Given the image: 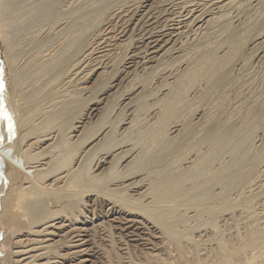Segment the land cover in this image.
<instances>
[{
	"label": "bare ground",
	"instance_id": "1",
	"mask_svg": "<svg viewBox=\"0 0 264 264\" xmlns=\"http://www.w3.org/2000/svg\"><path fill=\"white\" fill-rule=\"evenodd\" d=\"M115 1L56 84L25 106L6 90L13 260L264 264V0Z\"/></svg>",
	"mask_w": 264,
	"mask_h": 264
},
{
	"label": "rangeland",
	"instance_id": "2",
	"mask_svg": "<svg viewBox=\"0 0 264 264\" xmlns=\"http://www.w3.org/2000/svg\"><path fill=\"white\" fill-rule=\"evenodd\" d=\"M12 1L11 0H0V5H2L3 7L5 6L4 8H2L0 6L1 7L0 8V22L2 23V24L0 23V81H2V87H0V102L3 103V104H0V110H1V112H5V110H6V112H5L6 114L2 113L3 114L2 115L0 112V136H1L0 137V146L3 147V145H5L4 146L5 148L2 149L3 153H5V154H10L13 152L12 151L13 148L11 150L9 147V145L11 144L9 142L12 141L13 139L19 137L18 131H20L19 128H16V130H18V131H16L15 128L12 129L13 127H15L17 110H16V107L15 108L13 106L10 107V105H9L10 99H9V101L8 100L6 101V98L8 99L7 96H9V94L8 95L6 94V90L8 89L10 92H14V94H16V97L19 98L18 102L23 103V105L25 106V104L32 102L33 100L31 101V99H34V97H36V95L40 91L43 92V90L45 91L52 84H56V82H55L56 78L55 77H56L57 67L56 66L53 67V69H55V71H54L51 69V65L55 64L56 62L57 63L61 62L63 60L60 57V55L61 56L63 55L62 57H64L66 52L62 53V47L66 46V42L72 41V40L74 41L76 39V37L78 35V31H79L78 30L79 26L82 27L85 24H90L91 20H94L93 19L94 13L97 12L98 9L101 10L102 8L106 7V9L104 10L106 12L107 8H109V4H110V6L116 4V3H112L115 0H107V1L105 0V2H104V0H86V1L85 0H50V2H47V3H44L46 0H12ZM123 1H126V0H122V1L116 0L115 2H118L117 4H119ZM89 2H91V3L89 4ZM97 5L99 7H97ZM102 5L103 6L105 5V7H103ZM87 7L90 8L91 10L88 9ZM28 10H30V11H28ZM87 11H89V12H87ZM14 12H15V14H14ZM105 12H103V15L101 16V18H103V16L106 15ZM68 13H70V14H68ZM81 15H84L83 18ZM89 16H90V18H89ZM73 20H75V21H73ZM66 21H68V22H66ZM53 22L56 24H54ZM76 22H77V24H76ZM54 25L55 26L57 25V26L55 27ZM61 25H62V27H60ZM73 28H75L76 30ZM60 29L63 32H61ZM24 32H25L26 36H24L25 35ZM60 35L64 39L62 37H60ZM13 36H15V39L13 38ZM7 38H8V40H7ZM56 39H58L59 42H58V40L56 41ZM61 39H62V41H61ZM46 41H48V42H46ZM54 41H56V42H54ZM48 43H49V45H48ZM45 44H47V45H45ZM42 45L43 46L45 45V47H43ZM55 48H57V50H55ZM48 51H49V53L51 52L52 55H51V53L49 54ZM69 51H71V49ZM45 53L46 54L48 53V54L44 55ZM21 55H22V57H21ZM54 55H56V57L59 56L61 59H59V57L54 58ZM33 58H36L37 61H36V59L33 60ZM54 59H55V61H54ZM27 72H29L30 75L31 74L34 75L35 78H33V76H31V78H30V76ZM30 72H32V73H30ZM53 73H54V75H53ZM25 74H27L29 77L26 76ZM22 80H24V81H22ZM19 90H20V92H19ZM23 90H24V92H23ZM11 94H13V93H11ZM28 95H29V97H28ZM23 99H26V100L29 99L30 101L29 100L25 101ZM4 102H6V104H4ZM20 103L18 104V107L23 108V105ZM5 105H9V106H5ZM5 107H7V109H5ZM3 109H5V110H3ZM8 109H9V111H8ZM12 115L14 118H12ZM6 119H7V123H6L7 125L2 127V124L5 123ZM13 119H14V123H13ZM5 127L7 128V131H6ZM10 127H11V129H10ZM4 128H5V131H4ZM1 129H3L2 132H1ZM6 132H8L9 134ZM1 133H2V135H1ZM8 135H10L11 138L10 137L8 138ZM1 139H2V141L4 140L3 143L1 141ZM6 143H9V145H7ZM1 147H0V149H1ZM6 149L8 151L5 152ZM6 170L8 172H6ZM7 173H9L8 164L6 162H5V164H2L0 162V183H1V185H0V213L2 211L1 195L3 194L2 192H3L4 186H5L4 182L7 180V179H3V177ZM2 184H3V187H2ZM5 235H6L5 234V227L0 223V264H16V262L13 260V257L11 255L12 251H13V243L12 242L15 239L14 234L9 233L8 236H6L7 241L4 240ZM9 258H11V259H9ZM10 260H12V261H10Z\"/></svg>",
	"mask_w": 264,
	"mask_h": 264
},
{
	"label": "snow or ice",
	"instance_id": "3",
	"mask_svg": "<svg viewBox=\"0 0 264 264\" xmlns=\"http://www.w3.org/2000/svg\"><path fill=\"white\" fill-rule=\"evenodd\" d=\"M0 87H2V81H0Z\"/></svg>",
	"mask_w": 264,
	"mask_h": 264
}]
</instances>
